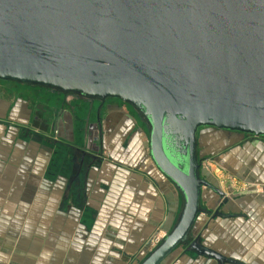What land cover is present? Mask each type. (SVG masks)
I'll return each mask as SVG.
<instances>
[{
	"label": "water",
	"instance_id": "1",
	"mask_svg": "<svg viewBox=\"0 0 264 264\" xmlns=\"http://www.w3.org/2000/svg\"><path fill=\"white\" fill-rule=\"evenodd\" d=\"M0 82L117 100L140 117L180 209L136 264L178 251L243 264L199 244L203 196L228 200L198 147L209 130L264 140V0H0Z\"/></svg>",
	"mask_w": 264,
	"mask_h": 264
},
{
	"label": "crops",
	"instance_id": "2",
	"mask_svg": "<svg viewBox=\"0 0 264 264\" xmlns=\"http://www.w3.org/2000/svg\"><path fill=\"white\" fill-rule=\"evenodd\" d=\"M17 113L10 114L4 126L0 122V139H4L0 143V264H136L153 248L149 241L153 231L168 233L173 227L180 209L177 193L154 166L153 173L140 171L146 164L135 155L137 138L125 146L134 125L126 122L123 111L109 112L104 143L93 142L101 157L125 170L122 174H112L113 167L98 171L99 166L94 172L75 174L76 161L69 153L74 144L68 138L76 129L65 124L59 128L61 139L55 142L63 144L66 152L60 159V154L55 157L60 147L50 154L42 146L44 130L22 125ZM29 133L39 138L29 141ZM260 142L249 147L263 157ZM237 158L246 169L235 176L253 184H259L260 178L263 192L247 193L243 201H235L229 191L220 189L228 201L220 207L214 196L211 210L232 217L200 220L196 233L200 245L223 258L264 264V174H256L263 161ZM190 255L176 252L164 264H217L200 256L193 261Z\"/></svg>",
	"mask_w": 264,
	"mask_h": 264
},
{
	"label": "rangeland",
	"instance_id": "3",
	"mask_svg": "<svg viewBox=\"0 0 264 264\" xmlns=\"http://www.w3.org/2000/svg\"><path fill=\"white\" fill-rule=\"evenodd\" d=\"M4 88H5L4 86L0 87V98L3 99V98H9V97L14 96V95H11L10 91H6V89ZM43 90H46V89H43ZM35 91H39L38 88ZM20 95L25 96L24 93H21ZM49 97H51L55 101L54 95H49ZM82 102L83 101L81 98L72 97V96H68L66 100V103L69 105L73 103V105L71 106V109H72L71 120H72L73 125H75L74 122L76 119V115L79 114L78 115L79 117L82 116L81 113H79L85 108L82 106ZM84 103L85 105L90 106V104H86L85 101ZM47 104L48 103L45 102V104L42 103L41 105L35 102V107L34 108L32 107L33 112L31 113V117L34 119L40 116L39 122L44 124L45 126V130H44L45 144L42 145L44 146V149L51 150L50 152L51 154L53 151L57 149V147H60L58 152H56L57 154L55 153V157H57L60 154L61 156L60 159H64L63 154H65L66 152H65V148L63 144L61 143L60 145L57 144L55 142L57 141V139L50 135L51 131L48 129L51 127L52 123L56 121V116L58 112L56 109L52 108L50 104L48 105ZM1 115H4V114L2 113ZM134 117H135L134 118L135 120L131 121V123H133L134 125V131L132 135L129 136L128 141L125 143V146H129V144L132 142V139L134 137L137 138V143L134 147L135 155H139L140 158H142V164H143V161L146 164V166H141L142 170L140 169V171H142L143 174H148L149 171L153 173L154 171L152 167L153 165L147 156L146 128L142 125L140 118H137L136 115H134ZM9 119H10L9 117L6 119L0 118V122L4 126V124H6L7 121H9ZM31 122H32V119H31ZM31 122L29 123V128L30 127L32 128ZM92 124L94 125L95 123H92ZM76 127H77V124H76ZM136 129L140 130L139 135L138 133L136 134ZM76 131L81 133V138H84L83 135L87 133L88 125L82 129L81 127L79 129L76 128ZM9 138L11 137L8 136L7 134V140H9ZM38 138L32 137L31 133L27 134V139H29V141H34ZM40 139H42V137H40ZM251 140L252 139L249 136L247 137V136H242V135H238L234 133H224V132H219L215 130H209V132H203L200 138L198 153L201 157L202 156L208 157V160H206L202 166L203 176L205 177V179H207L213 186H215L219 190L221 189L224 192L229 191L231 197L235 198L234 199L235 201L236 200L243 201L244 200L243 196L244 194H247V193L256 194V193L263 192V186H262L263 180H261L260 178L256 177L257 178L256 181L259 184H253V183L245 182L239 179L237 176H235V174H239V173L244 174V169H246L244 167V163H241V164L238 163L239 161L237 157L246 158V159L247 157H255L257 158L258 163L259 161L261 162L263 161V166H261L263 167V169L259 167L256 174H264V154L262 153L263 154V157H262V155H258L256 151L252 150L249 147ZM2 141H4V139H0L1 144H2ZM36 143L38 142L36 141ZM54 143H55V147H53ZM69 148H70L69 153L71 154L70 157L74 158V161H76L73 170H75V172H78L77 174H85L84 169L86 167V164L90 163L91 154L88 155V158H86V160H84V163L82 162L83 164L82 166L81 162L79 165L80 155L74 151L75 147L69 146ZM7 152H8V155L10 156V151L7 150ZM97 155L98 154H96V156ZM104 155L105 153L103 154V156ZM55 157L53 158L54 160H55ZM97 157L100 158L101 155ZM118 159H121V157L117 158V160ZM100 160H101L100 165H94L95 166L93 167L94 169H97L96 166H99L98 171L100 170L101 172H105V170L112 171L113 169L112 170L110 169L111 167H113L115 168V171L113 170L112 174H115L116 172L118 174H122L123 172H125V170L122 169L120 165L118 164L116 165L115 163L110 161V159L108 160V159L101 157ZM249 160L251 159H248V161ZM257 162L253 164L257 165L258 164ZM108 166H110L109 169H107ZM248 168H251V167H248ZM251 169H250V173H251ZM52 172H53V169L49 168V173L52 174ZM91 172H94V171L91 170ZM127 172H130V171H127ZM132 173L137 174L134 170H132ZM260 182H262V184ZM165 234L166 232H162L160 229L157 228L149 236V241H154L155 239L160 240ZM157 240H156V244H157ZM188 253L182 252L180 254H182V256L184 257L185 256L191 257V255ZM192 256L193 258H195L193 261H195L197 259V256L194 254H192Z\"/></svg>",
	"mask_w": 264,
	"mask_h": 264
},
{
	"label": "flooded vegetation",
	"instance_id": "4",
	"mask_svg": "<svg viewBox=\"0 0 264 264\" xmlns=\"http://www.w3.org/2000/svg\"><path fill=\"white\" fill-rule=\"evenodd\" d=\"M1 86H4L5 87L4 89H6V91H10L11 95H14V96L9 97V98H3V99L0 98V115L2 114V110L4 108H5V110H4L3 114H5L6 117H9L10 114L16 115L15 113L19 112L17 114L25 126H29V123L31 122V119H32V122H31L32 127H37V128H41V130H45L44 124L39 122L40 116L33 119L31 117V113L33 112L32 107L33 108L35 107V102H37V104H41V105H42V103L45 104V102H46V103L50 104L51 107L56 109L58 112V114L56 116V121H55L56 123L53 122L51 127L48 129L51 131V135L52 136L54 135L53 137H55L59 140L61 139V134L58 133V131H59V128H61V125L65 124V125H68L70 128L74 127L75 129L76 128L79 129L80 127L82 129L88 125L89 134H88L87 138H81L80 132H76V134L74 135L73 131L71 132V136H72V137H70L71 139L68 138V140H70V142H72V144H74L73 145L75 147L74 151L80 155L79 165H80V162H81V164H82V162L84 163V160H86V158H88V155L91 154L90 163H88L84 169V173H87V174L90 173L91 170L93 171V169H94L93 165L95 163L100 162V158L97 156H100L102 152H100V148H98L97 145L93 142L94 141L95 142L100 141L99 145L102 143V141L104 143L105 135H104L103 128L105 127V125H107V123L110 120V116L112 115V114H109V112H111V111L112 112L113 111H116V112L117 111L118 112L123 111L124 116L126 118V122H129L130 124H131L132 120H135L134 115H136L137 118H140L135 113V111L132 109V107L124 105L117 100H106V101L88 100V99L78 97L75 95L63 94V93L56 92V91L49 90V89L43 90L45 88H41V87L20 85V84H15V83H2V82H0V87ZM37 88L39 91H35V90H37ZM21 93H24L25 96H21L20 95ZM47 94L54 95L55 101L51 97H49V95H47ZM68 96L81 98L83 101L82 106L85 107L81 112H79V113H81L82 116L79 117L78 116L79 114L76 115V119L74 122L75 125L72 124V120H71V116H72L71 115V111H72L71 106L73 105V103L70 105L66 103ZM84 101L86 102V104H90V106L85 105ZM37 107H38V105H37ZM77 113H78V111H77ZM92 123H95V124L93 125ZM76 124H77V127H76ZM54 129H55V132H53ZM94 130H99L98 131L99 134H96L97 131L95 132ZM137 131H138V129H137ZM250 138L252 139L250 142V146H251V144L259 145L260 141H263V143H264L263 139H254L252 137H250ZM260 143H262V142H260ZM70 147H72V145ZM96 154H98V155L96 156ZM202 159H203V164H204V162L206 160H208V157L202 156ZM82 166H83V164H82ZM79 168H80V166H79ZM77 173L78 172H75V174H77ZM208 196H210V198ZM213 197H214V195L208 191V195L206 198V200H208V202H205V199H204L203 205H204L205 209L210 211V212L206 216H202L201 217L202 220L211 219V217L213 216V214L215 212V210L214 211L211 210L212 209L211 205H212V202L214 200ZM218 203H221V201H219V199H218ZM215 218H217V217H215ZM196 235L198 238L197 233H196ZM155 245L156 244L154 243V246ZM185 247L186 246H183V251H185ZM178 252L182 253L181 251H178Z\"/></svg>",
	"mask_w": 264,
	"mask_h": 264
},
{
	"label": "built area",
	"instance_id": "5",
	"mask_svg": "<svg viewBox=\"0 0 264 264\" xmlns=\"http://www.w3.org/2000/svg\"><path fill=\"white\" fill-rule=\"evenodd\" d=\"M156 240H157V239H155V240L153 241V243H155V244H156Z\"/></svg>",
	"mask_w": 264,
	"mask_h": 264
},
{
	"label": "bare ground",
	"instance_id": "6",
	"mask_svg": "<svg viewBox=\"0 0 264 264\" xmlns=\"http://www.w3.org/2000/svg\"><path fill=\"white\" fill-rule=\"evenodd\" d=\"M160 241V240H157V242Z\"/></svg>",
	"mask_w": 264,
	"mask_h": 264
}]
</instances>
